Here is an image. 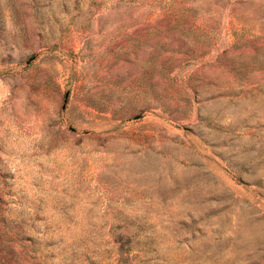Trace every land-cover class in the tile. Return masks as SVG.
<instances>
[{"label": "rangeland", "instance_id": "374dc122", "mask_svg": "<svg viewBox=\"0 0 264 264\" xmlns=\"http://www.w3.org/2000/svg\"><path fill=\"white\" fill-rule=\"evenodd\" d=\"M0 264H264V0H0Z\"/></svg>", "mask_w": 264, "mask_h": 264}]
</instances>
